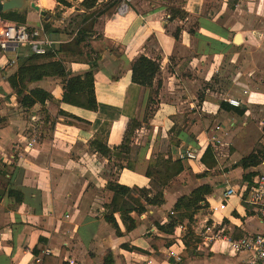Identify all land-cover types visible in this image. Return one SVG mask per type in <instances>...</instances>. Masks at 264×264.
I'll return each instance as SVG.
<instances>
[{"label": "crops", "instance_id": "0c3cea01", "mask_svg": "<svg viewBox=\"0 0 264 264\" xmlns=\"http://www.w3.org/2000/svg\"><path fill=\"white\" fill-rule=\"evenodd\" d=\"M34 1L47 14L42 18L27 9V25L40 28L48 22L62 33L44 32L52 48L61 46V51L32 64L62 61L68 71L83 75L90 70L89 54L98 109L63 103L65 84L58 77L30 84L29 89H42L53 98L24 109L8 78L29 57L27 48L20 49L18 64L5 71L0 80V173L9 183L0 178V264H43L45 255L62 253L69 264H105L106 259L110 264H181L187 222L159 258L151 241L168 237L159 225L171 221L180 198L203 185L213 189L207 198L213 206L221 205L229 188L237 195L214 216L207 217L204 209L195 216L190 230L203 237L198 255L183 264H251L254 254L233 252L230 242L264 233V216L246 202L244 170L232 166L264 141V0H129L124 13L119 6L125 0H99L87 12L85 42L78 52H72L74 36L66 28L71 15L85 13L80 7L84 0L70 1V8L55 0ZM141 56L160 65L152 88L132 81V66ZM219 72L228 86L222 90V80H214ZM228 99L239 100L241 107L230 106ZM216 136L223 138L219 145ZM93 141L107 143L111 155L99 154ZM209 145L219 153L211 170L201 161ZM183 151L200 157L183 161L184 171L162 186L166 167ZM167 160L172 163L165 167ZM223 167L230 169L220 172ZM109 182L136 190L119 200L114 214L122 235L105 219L113 209L106 205ZM10 189L20 191L23 201L9 197ZM157 195L161 205L151 200ZM134 201L145 207L143 214L125 210L136 208Z\"/></svg>", "mask_w": 264, "mask_h": 264}, {"label": "trees", "instance_id": "16d2710c", "mask_svg": "<svg viewBox=\"0 0 264 264\" xmlns=\"http://www.w3.org/2000/svg\"><path fill=\"white\" fill-rule=\"evenodd\" d=\"M60 5L64 7H72L70 1H79V0H55ZM99 0H84L80 3V7L85 10V13H78L69 23V28L72 27V30L67 32L69 36H74L73 46L71 48L72 52H78L77 48L85 42V33L87 32L84 29V24L89 20L90 15L87 13L92 10L98 4ZM114 3V5H116ZM3 20L18 24H27V15L21 14L19 12H10L1 16ZM44 30L46 33H62L59 29H53L50 23L43 24ZM104 49V48H103ZM61 51V46L57 48L48 49L44 56H29L22 58V61L19 64L18 70L8 78V82L13 89L14 93L20 98L21 106L29 110L33 108L36 104L44 105L47 101L52 100V95L47 93L42 89H29V85L43 80L46 77H58L63 79L65 84V91L63 95L62 102L71 106L83 108L89 111H97L98 104L96 100L95 93V77H94V64L91 59V56L87 54V59L90 63V70L83 75H74L68 71L67 67L62 61H50L43 64H32V62L41 60V59H50L56 56L58 52ZM160 70V65L157 61L149 59L148 57L141 56L139 57L132 66V81L144 88H152L154 86V80L156 75ZM204 98L203 93L199 94V100L202 101ZM221 108H225V103L220 104ZM64 113V112H63ZM243 113V110L240 111ZM65 114V113H64ZM74 118V117H73ZM76 118V117H75ZM78 121L81 119L76 118ZM131 128V126H130ZM129 132V131H128ZM92 147L101 154L102 156L109 157L112 153L111 149L107 146V143L102 141H93L91 143ZM216 153L212 145H209L203 154L201 159L202 163L208 169H214L218 163L216 160ZM182 160H176L172 163L170 160L165 161V167L172 163V166L166 167L164 172L165 181L161 185L165 186L170 180L178 176L184 171ZM264 163V150L257 149L255 152L249 154L248 156L243 157L237 164L233 165L232 168H242L245 172L243 180L248 184V190L254 186V179L258 175L257 168H259ZM163 165V166H164ZM133 166H129V169H133ZM121 169V168H120ZM158 174H161V171H157ZM148 175L151 176V172L148 171ZM0 178L4 182L9 183V180L6 179L5 175L0 173ZM136 190L130 189L127 186L120 185L119 183L109 182L105 190L106 194V205H112L113 209L109 215L105 217L106 221L112 224V226L117 230L118 235H122L119 226L116 222L114 214L119 210L118 202L123 199L124 196L130 195ZM213 189L210 185H203L196 188L189 196H184L180 198L175 207L174 214L172 213L171 221L165 225H159V229L164 232L168 237H154L151 241L152 248H154L155 253L154 257L159 258V251L163 247H170L175 244V231L178 227L184 226V223L187 222L188 230L185 231L183 237V242L186 247V253H191L196 255L197 243H199L196 235L190 231V226L195 220V216L203 209L210 208V204L207 200L208 196L212 195ZM9 197H14L17 202L23 201V194L20 191H15L10 189L8 191ZM157 195L152 198L153 203L161 205V200ZM137 205L136 208H128L125 210L129 214L136 212L137 214H143L145 212V207L138 201H134ZM122 210V209H121ZM176 213V215H175ZM188 231V233H187ZM187 233V234H186ZM124 248L131 250L127 245H124ZM33 253L38 254L37 249H34ZM111 262L106 259L105 264H110ZM43 264H69L64 260V254L62 253L59 257L53 255H45L43 259Z\"/></svg>", "mask_w": 264, "mask_h": 264}, {"label": "built area", "instance_id": "2783aa9c", "mask_svg": "<svg viewBox=\"0 0 264 264\" xmlns=\"http://www.w3.org/2000/svg\"><path fill=\"white\" fill-rule=\"evenodd\" d=\"M1 1V0H0ZM128 1L125 0L119 6V12L124 13L128 8ZM44 27L32 28L27 24H18L7 20L0 19V53L1 63L0 67L2 71H6L13 66H16L19 62V51L21 48H27L29 56H44L48 49L52 48V42L44 39L43 34ZM15 54L13 58L6 57L8 54ZM229 105L235 108L241 107V103L236 99H228ZM221 129V125H218L217 131ZM213 141L221 143L222 139L219 136L213 137ZM199 153L192 151L181 152L180 160L190 161L199 159ZM258 175L254 179V186L251 190H248V184L246 183L245 193L247 194L246 202L251 206H254L258 213L264 216V163L261 165V170H257ZM237 193L234 189L229 188L223 196V201L219 206H213L210 202V210L213 216L219 211H223L226 206L225 202ZM233 252H245L251 251L254 254V260L251 264H264V233L250 235L242 237L238 240L230 242ZM177 262H181L180 255L174 254ZM153 261L149 260L148 264H152ZM73 264V263H72Z\"/></svg>", "mask_w": 264, "mask_h": 264}, {"label": "rangeland", "instance_id": "374dc122", "mask_svg": "<svg viewBox=\"0 0 264 264\" xmlns=\"http://www.w3.org/2000/svg\"><path fill=\"white\" fill-rule=\"evenodd\" d=\"M33 2H35L36 3V1H34L33 0ZM62 7V6H61ZM60 7V8H61ZM59 8V9H60ZM42 9H44V8H42ZM56 10V12H55V15H59L61 12H60V10ZM31 11H32V13H35V10L34 9H31ZM40 13H38L37 12V15H39ZM76 14L74 13L73 15H71L69 18H68V21H70L71 19H72V17H74ZM43 18V17H42ZM66 29H68V32L70 31V30H72V27H67ZM67 31V30H66ZM16 55L13 53V54H8V55H6V57H9V58H13V57H15ZM0 57H1V53H0ZM0 69H1V67H0ZM5 73V71H2V70H0V80H3L4 78H5V76H6V74H4ZM222 74L223 75H225L223 72H219L217 75H216V78H214V80L215 79H217L218 81H220V80H222L221 82H222V84H221V86L220 87H218V89L219 90H222V88L225 86V82L223 81V79H225V77L224 76H222ZM216 80V81H217ZM213 85H215V84H213ZM225 87H228V86H225ZM224 87V88H225ZM204 89V91L206 90V88L205 87H203ZM2 102H3V99H2V101L0 100V104H2ZM181 123H182V125H187V123H188V120H184V119H181ZM263 137H264V135H263ZM221 138V137H220ZM222 139V142H223V138H221ZM264 140V139H263ZM261 141H262V139H261ZM216 144H218V143H216ZM219 145V144H218ZM217 145V146H218ZM213 147V146H212ZM255 150H257V149H262V150H264V141H263V143H256L255 144ZM162 150H164V147L162 146V148H161ZM233 149V148H232ZM214 150H215V153L217 154V156H218V151H216V148L214 147ZM229 167H231V166H229ZM229 167H223L222 168V170H219L220 172H225V171H228L230 168ZM161 169V168H160ZM202 213L203 214H205V215H207V217L209 216L210 217V215H211V210H210V208H207V209H204L203 211H202ZM194 223V222H193ZM192 223V224H193ZM191 231V230H190ZM192 232V231H191ZM187 233H188V231H187ZM186 233V234H187ZM195 235H196V237H197V239H198V241L199 242H201L202 240H201V238L203 237V236H200V235H197L195 232H193ZM197 253V252H196ZM197 255H198V253H197ZM192 256H194V255H192L191 253H186L185 255H184V257H183V259H182V262H181V264H183L184 263V261L186 260H189L190 259V257H192Z\"/></svg>", "mask_w": 264, "mask_h": 264}, {"label": "water", "instance_id": "95a60500", "mask_svg": "<svg viewBox=\"0 0 264 264\" xmlns=\"http://www.w3.org/2000/svg\"><path fill=\"white\" fill-rule=\"evenodd\" d=\"M27 9H34L36 12L40 13L42 17H46V11L43 10L38 4L33 2V0H1L0 1V19L4 14L10 12H19L25 14ZM241 43V36L237 35L235 37V44L239 45Z\"/></svg>", "mask_w": 264, "mask_h": 264}]
</instances>
